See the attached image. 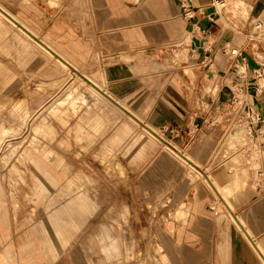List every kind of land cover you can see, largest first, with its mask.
<instances>
[{
  "label": "rangeland",
  "instance_id": "374dc122",
  "mask_svg": "<svg viewBox=\"0 0 264 264\" xmlns=\"http://www.w3.org/2000/svg\"><path fill=\"white\" fill-rule=\"evenodd\" d=\"M33 1L42 12L37 17L36 11L16 9L14 0H0V7L19 17L14 23L0 14V214L7 224L6 232L0 218V233L7 234L0 238V264H180L178 227L167 226L172 214L167 216L165 207L164 169L149 171L148 151L142 158L140 208H118V195L103 192L109 187L96 180L118 171L107 168L117 163L118 154L102 156L101 143L119 122L134 124L133 115L142 122L135 124L141 141L151 139L170 152L166 136L150 126L153 111L173 105L205 113L214 107L227 94L234 70L243 68L230 55L232 49H244L245 67L255 77L261 74L243 105L262 112L264 16L253 18V13L259 5L264 8V0H249V16L220 7L227 0H215L214 35L200 41L183 37L180 14L156 16L150 0H88L83 7L74 0ZM165 6L172 11L168 0ZM32 18L41 22L37 32L27 22ZM60 20L66 26L53 34L66 43L48 41L50 47L44 36ZM132 28L147 40L142 50L132 48L139 42L125 38ZM60 50L84 57H64ZM139 52V62L156 67L130 72L137 61L122 56ZM217 55L224 58L223 67ZM117 67L122 74H106ZM207 75L215 90H205ZM170 143L182 150L176 137ZM86 160L99 167L89 169L94 181L77 172ZM29 244L38 250L31 251Z\"/></svg>",
  "mask_w": 264,
  "mask_h": 264
},
{
  "label": "crops",
  "instance_id": "0c3cea01",
  "mask_svg": "<svg viewBox=\"0 0 264 264\" xmlns=\"http://www.w3.org/2000/svg\"><path fill=\"white\" fill-rule=\"evenodd\" d=\"M14 1L18 5V7L15 6L16 9L36 11L38 12L36 17L42 13L33 0ZM47 1L51 5L59 3L58 0ZM74 1L83 7L88 0ZM168 1L172 11L165 6V0H150L156 16L173 15L177 18V14H180L182 21H179V27L183 37L188 35L198 41L213 37L212 29H215L216 25L213 18L217 14L213 3L215 0H190L192 7L190 19L183 17L180 0ZM252 5V1L249 0H229L226 9L232 8L239 11L242 16H249L250 11H253ZM175 8L178 13L175 12ZM0 14L14 23H19V19H14L19 17L7 8L0 7ZM259 16H264V8L261 5L253 13V18ZM27 22L36 32L41 25L39 19L32 18ZM65 26L66 22L63 20L53 23L51 33L44 36L46 43L54 40L61 44L66 43L64 36L53 34L55 31H61ZM131 32L132 34L125 35V38L139 42L132 48L148 45L145 36L137 28H132ZM262 36V42H264V32ZM160 42L166 43L167 38H161ZM47 45L52 47L49 43ZM239 50L244 52L242 48ZM60 51L64 57L71 59L84 57L82 52ZM122 57L126 61L130 59L137 61L128 68L130 72H141L156 67L153 64L139 62L142 57L140 52L135 55L124 54ZM175 57L178 55L176 54ZM181 58L185 59V56ZM216 61L220 67H223L224 58L221 55L216 56ZM245 70L246 78L243 80L244 87L241 92L236 87L240 80L233 74L230 85L226 89L227 94L217 99L218 104L215 103V106L205 113L193 112L191 107L178 111L173 105H166L161 110L153 111L155 116L151 118L150 126L166 136L165 143L170 152L158 149V143H154L151 139L143 143L141 134L135 127V124L141 127L142 122L133 115L130 119L134 124L126 120L119 122L101 143L102 153L118 154L117 163L113 162V166L110 163L107 167L118 168V171L116 175L108 177L97 176L96 180L102 187H109V190L103 192L118 195V208L126 210L140 208L142 158L148 151L151 150L146 160L149 162V171L154 169L157 171L158 166L164 169L161 178L164 181L165 207L167 216L170 212L172 214V218L167 217V226L178 227L176 230L177 240H180L178 254L180 264H264V124L253 125L254 132L247 133L245 125L238 124V119L246 114L249 106L226 104L230 90H233L238 98L245 99L250 95V86L255 85L254 81L258 79L248 67H245ZM123 71V68L117 67L108 70L106 74L115 76L122 74ZM187 75L191 80L194 77L191 71ZM124 81L126 79H123ZM204 82L206 91L215 90L214 85L211 84V75H207ZM114 95L120 97L119 93ZM258 109L261 108L252 106L255 112L260 111ZM137 111L138 109L134 113L136 114ZM175 114H181V117H176L175 120ZM124 129H129V132ZM150 131L157 135L155 131L151 129ZM240 131L246 132L245 139L243 134L242 137H238L241 136ZM149 134L154 137L151 133ZM199 134L202 135L199 136ZM175 137L178 142L183 143L181 151L170 143ZM156 139L160 141L159 137ZM160 139L163 141L162 138ZM243 152L247 156H253L250 166L244 164ZM91 167L94 170L99 169V167ZM91 167L87 160L85 166L77 165V172H86L87 182L90 179L95 180L93 175H89ZM214 211L217 215L213 214ZM5 216L0 214L7 232ZM169 233L170 229L167 230V241ZM2 236L7 234L0 233V238ZM27 248L31 251L38 250L34 244L27 245ZM40 256L42 254L35 255V257ZM166 256L170 257L168 249Z\"/></svg>",
  "mask_w": 264,
  "mask_h": 264
},
{
  "label": "built area",
  "instance_id": "2783aa9c",
  "mask_svg": "<svg viewBox=\"0 0 264 264\" xmlns=\"http://www.w3.org/2000/svg\"><path fill=\"white\" fill-rule=\"evenodd\" d=\"M180 6L182 8L183 11V17L185 19H190L191 18V4H190V0H180ZM230 55L233 56L234 59H237L238 64H240V66H242V70L241 69H235L234 70V76L235 78H237L238 80H240V82H238L236 84V87L239 88V91L241 92V90L244 87V82L243 80L246 78L245 77V64H246V58L245 56H243V53L238 49H232L230 50ZM207 59V61L209 62L211 58H205ZM236 67V66H234ZM261 77V74H257L256 78ZM238 85V86H237ZM244 99L243 98H238L235 94L233 90H230L228 99H227V103L228 105L231 106H235V105H243ZM245 105V104H244ZM257 123H261L264 124V109L262 112H255L254 110H252V107H249L246 110V114L242 115L240 119H238V124L239 125H245L247 133L252 134L254 132L253 130V125H256ZM212 211L214 210L212 207L210 208ZM214 215H217V212H213Z\"/></svg>",
  "mask_w": 264,
  "mask_h": 264
},
{
  "label": "bare ground",
  "instance_id": "6f19581e",
  "mask_svg": "<svg viewBox=\"0 0 264 264\" xmlns=\"http://www.w3.org/2000/svg\"><path fill=\"white\" fill-rule=\"evenodd\" d=\"M228 2H229V0H227V2L226 3H221L220 4V7H223V8H227V5H228ZM161 137V136H160ZM243 138L245 139V136L243 135ZM245 141V140H244ZM252 155H250V156H247L246 154H245V152H243V161H244V164L245 165H247V166H250L251 165V159H252Z\"/></svg>",
  "mask_w": 264,
  "mask_h": 264
}]
</instances>
